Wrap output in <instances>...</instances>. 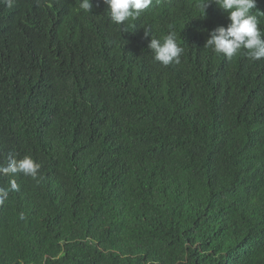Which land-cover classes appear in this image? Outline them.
<instances>
[{
  "label": "trees",
  "instance_id": "16d2710c",
  "mask_svg": "<svg viewBox=\"0 0 264 264\" xmlns=\"http://www.w3.org/2000/svg\"><path fill=\"white\" fill-rule=\"evenodd\" d=\"M0 264H264V0H0Z\"/></svg>",
  "mask_w": 264,
  "mask_h": 264
},
{
  "label": "bare ground",
  "instance_id": "6f19581e",
  "mask_svg": "<svg viewBox=\"0 0 264 264\" xmlns=\"http://www.w3.org/2000/svg\"><path fill=\"white\" fill-rule=\"evenodd\" d=\"M41 111V110H40Z\"/></svg>",
  "mask_w": 264,
  "mask_h": 264
}]
</instances>
